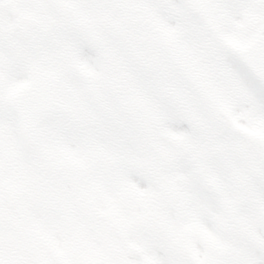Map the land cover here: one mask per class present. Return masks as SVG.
<instances>
[{
  "label": "snow or ice",
  "instance_id": "obj_1",
  "mask_svg": "<svg viewBox=\"0 0 264 264\" xmlns=\"http://www.w3.org/2000/svg\"><path fill=\"white\" fill-rule=\"evenodd\" d=\"M0 264H264V0H0Z\"/></svg>",
  "mask_w": 264,
  "mask_h": 264
}]
</instances>
